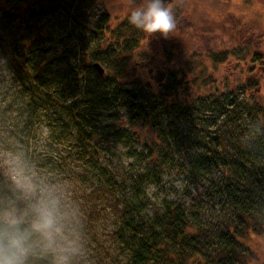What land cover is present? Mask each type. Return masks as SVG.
<instances>
[{"label": "trees", "instance_id": "trees-1", "mask_svg": "<svg viewBox=\"0 0 264 264\" xmlns=\"http://www.w3.org/2000/svg\"><path fill=\"white\" fill-rule=\"evenodd\" d=\"M11 1L0 0V19H18L23 30L32 35V45L9 47L0 37L5 59L23 84L18 95L7 102L8 114L5 111L3 124L9 138L21 141L22 148L28 149L33 130L46 118L54 126V133L60 132L73 143L70 154L78 158L74 163L84 159L90 166L87 168L97 181L95 193L110 207V237L126 255V264H250L252 252L245 239L264 232L263 106L249 101L245 105L234 100L219 102L214 109L223 111L213 113V130H199L194 145L181 147V162L174 165L184 179L187 199L155 198L149 190L159 183L170 157L162 155L158 163L145 151L137 153L134 134L128 129L104 128L103 123L119 120L112 115L126 109L131 124H150L163 114L174 112L175 107L147 105L144 91H125L120 83L105 79L107 72L100 76L94 64L104 61L101 54L96 49L86 54L79 35L73 34L75 28L93 30L100 37L93 39L100 42L116 36L113 44H120L123 51L129 52L137 51V41L123 45L115 30L109 31L112 19L108 13L95 26L90 23L94 18L93 2L98 0H43L33 6L22 2L10 6ZM145 2L136 0L131 5L140 7ZM58 14L67 18L71 35L68 44L50 56L46 47L39 45L57 33L36 24ZM54 27L55 23L51 25ZM166 43L165 50L169 49ZM171 51L167 52L169 57ZM85 72L97 74L96 79L90 81ZM179 87L180 82L173 75L157 96L158 103L166 101ZM199 108L186 107L180 113H195L198 117ZM158 128L161 130L162 126L155 129ZM169 133L164 126L162 136L167 138ZM99 143L123 146L129 161H137L113 163L110 159L105 164L109 150H103ZM3 169L0 165V208H24L27 200ZM68 172H72L71 167ZM33 255L34 252L29 257Z\"/></svg>", "mask_w": 264, "mask_h": 264}, {"label": "rangeland", "instance_id": "rangeland-1", "mask_svg": "<svg viewBox=\"0 0 264 264\" xmlns=\"http://www.w3.org/2000/svg\"><path fill=\"white\" fill-rule=\"evenodd\" d=\"M37 1L43 0H12L13 5L10 6L20 5L21 2L33 6ZM134 1H94L92 15L95 19L92 18L90 23L95 26L98 19L108 13L112 19L109 31L115 30L123 45L137 41V51H123L120 44H113L116 36L107 37L108 32L103 37L109 41L103 42L95 40L100 37L93 30L75 28L73 35H79L86 47V54L92 49L99 51L98 54L105 61L100 63L106 69V80L120 83L125 91H144L147 105L156 103L158 107L166 104L175 107L174 112L165 113L150 124H131L129 112L120 110L117 115H112V118H119L120 121L110 119L103 123V127L128 129L135 135L134 151H145L158 163L161 156L167 154L171 161L162 170L159 183L152 186L149 193L160 199H187L184 179L174 165L181 162L179 150L183 145H194L199 130L213 128L212 120L216 117L213 113L223 111L214 107L219 102L234 100L244 105L248 101L256 103L264 109V0H165L176 20V28L167 38L159 33L143 32L129 23V10ZM36 25H44V28L57 33L55 38L51 37L39 45V48L46 47L50 56L68 44L71 26L67 18L58 14ZM0 37L9 47L32 45L29 42L32 35L23 30L18 19L1 18ZM164 42H167L169 49H164ZM3 49L0 46V165L3 171L19 189L12 169L21 168L33 183L53 190L59 197L65 224L62 243L71 250L69 264H126V255L121 254L110 237L113 230L110 207L103 197L95 193L97 181L87 168L90 166L84 163V159L74 163L78 158L70 154L73 143L61 136L60 132L54 133V126L46 118L33 130L28 149H23L21 141H14L5 132L3 123L8 114L7 102L18 95L19 86L23 84L20 82L22 78L14 73L6 61ZM170 49L171 57L168 56ZM84 74L90 81L97 76L95 73ZM173 75L180 82V87L159 104L157 96L162 87L170 83ZM244 105L243 112L246 111ZM186 107L199 108V116L195 113L182 115L180 110ZM192 123H197V128ZM160 125L161 130L155 129ZM164 126L170 132L167 138L162 136ZM13 144L16 145L12 147ZM99 145L103 150H109L107 158L103 160L105 164L110 159L113 163L126 159L128 163L137 161H129L123 146L115 143ZM68 167L72 168V172H68ZM245 242L252 252L250 264H263L264 232L252 235ZM27 264H53V256L41 251L37 244Z\"/></svg>", "mask_w": 264, "mask_h": 264}, {"label": "clouds", "instance_id": "clouds-1", "mask_svg": "<svg viewBox=\"0 0 264 264\" xmlns=\"http://www.w3.org/2000/svg\"><path fill=\"white\" fill-rule=\"evenodd\" d=\"M129 23L167 38L176 28L172 9L165 0H146L132 8ZM13 179L27 197L24 208H0V264H27L37 244L53 256V264H69L71 250L62 243L65 224L59 197L53 190L33 183L23 169L13 168Z\"/></svg>", "mask_w": 264, "mask_h": 264}, {"label": "water", "instance_id": "water-1", "mask_svg": "<svg viewBox=\"0 0 264 264\" xmlns=\"http://www.w3.org/2000/svg\"><path fill=\"white\" fill-rule=\"evenodd\" d=\"M94 69L97 71V73L100 75V76H105V69L103 68V66L100 64V63H95L94 64Z\"/></svg>", "mask_w": 264, "mask_h": 264}]
</instances>
